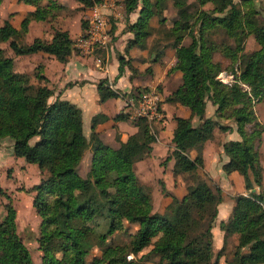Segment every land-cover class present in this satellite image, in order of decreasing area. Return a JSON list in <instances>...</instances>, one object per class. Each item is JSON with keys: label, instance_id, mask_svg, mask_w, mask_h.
I'll use <instances>...</instances> for the list:
<instances>
[{"label": "trees", "instance_id": "obj_1", "mask_svg": "<svg viewBox=\"0 0 264 264\" xmlns=\"http://www.w3.org/2000/svg\"><path fill=\"white\" fill-rule=\"evenodd\" d=\"M19 1L37 5L40 0ZM78 1L83 9H88L101 0ZM169 1L142 0L138 18L126 26L134 34L129 45L142 43L151 33L149 21L153 15L165 20L163 11ZM171 1L176 15L166 35L177 48L174 68L181 71L182 83L166 99L188 106L200 122L193 125L191 116L175 117L174 147L168 158H174L175 173H196L203 158L200 152L190 157V149L200 150L213 135L215 126L226 128L220 118L235 121L240 139L223 143L229 157L223 169L242 174L246 193L235 197L229 218L220 226L225 236L240 232L228 264H258L264 261V192L254 187L261 186L263 181L258 147L264 125L257 118L252 97L259 99L264 93V20L258 17L252 0H198L200 5L211 2L209 9L188 0ZM123 2L129 13L138 7L139 0ZM54 7V0H48L45 7L37 6L23 18L20 28L9 20L0 25V44L8 41L11 49L6 53L0 45V142L7 141L13 155L47 171L30 187L35 191L32 205L41 217L37 238L42 251L39 264H133L126 259V253H137L153 237L156 239L150 252L157 254L160 262L217 264L223 251L219 250L213 258L211 229L222 198L221 188L196 178L195 184H189L187 192L178 197L160 179L161 190L170 201L163 212L153 211L151 190L139 181L133 168V160L143 151H150L155 140L144 118L134 120L142 137L130 134L117 148L104 143L93 145L88 175L84 177L77 171L96 132L92 131L87 138L80 108L59 96L49 100L52 88L45 84L33 87L30 76L15 69L13 55L44 51L60 61L67 59L74 48L73 40L61 28H54L50 40L35 37L29 43L21 41L29 21L44 19ZM110 23L112 32L114 24ZM86 25L84 19L83 29ZM216 28L224 30L234 44L209 38L208 32ZM248 33L254 35L259 46L245 52L243 40ZM186 35L190 41L183 44ZM216 51L230 59L231 66L226 69L234 74L230 83L217 78L223 67L213 58ZM123 60L119 58L118 74L123 70ZM234 63L238 64V73ZM36 77L45 78L40 73ZM98 88L101 100L117 95L104 80ZM208 99L216 106L213 116H205ZM127 116L128 113L121 112L114 118ZM97 121L98 116L93 118L92 128ZM33 138L36 139L32 141ZM4 205L6 215L0 220V264H36L17 232L15 208L10 201ZM124 221L136 223L137 230L127 245L112 244L108 235L123 228ZM94 246L101 253L88 262L86 255ZM243 246H249L247 252L241 250Z\"/></svg>", "mask_w": 264, "mask_h": 264}, {"label": "crops", "instance_id": "obj_2", "mask_svg": "<svg viewBox=\"0 0 264 264\" xmlns=\"http://www.w3.org/2000/svg\"><path fill=\"white\" fill-rule=\"evenodd\" d=\"M115 1L117 7L113 17L115 19L113 21L114 27H112L111 32L112 38L107 46L96 47L95 51L87 56L81 55L73 48L65 61H60L53 54L44 51L19 55L13 54L15 69L31 75L30 73L36 68L37 73L42 74L45 78H37L36 73L31 77H34L32 82L45 84L52 88L53 94L49 100L59 96V98L69 100L80 108L84 134L88 138L92 131L96 132L91 145L84 150L81 163L84 160L86 161L85 156H88L91 161L93 145L103 143L97 140L98 136L102 138L105 142L104 144L111 147V143H113L111 140L113 139L115 142V137L117 136L123 141L130 134L142 137L141 128L131 118V107L126 106L124 99L137 92V88L156 87L163 96L160 109L161 117L151 122L147 121L150 132L155 135V140L151 142L150 153H143L137 158L133 162V168L136 174H139L137 171H140L141 176L148 178L153 175V165L157 163L160 165L161 172L154 173L153 177H156V181L161 179L169 191H172L174 187L176 189L179 187L176 190V196L181 197L186 193V191L183 194L181 193L182 189L186 187V182L183 178L185 172L175 173L173 170L174 158H168L174 147L172 135L176 126L175 117L191 116L193 125H197L200 119L196 115H192L190 108L185 104L166 99L182 83V73L174 68L177 61V48L170 44L171 39H163L160 42L167 41V44L158 49L159 41L157 39L159 34H156L153 28L159 27L164 23L166 29H169L172 24L166 23L167 18L161 21L159 20V15H153L149 21L151 33L142 43L137 42L129 45L128 42L133 38L134 34L132 31L127 30L126 26L138 18L142 0H139L138 7L129 13L125 10L123 0ZM188 1L193 2L192 0ZM54 2L56 7L44 19H31L29 21L27 31L21 37L23 43H29L35 37L50 40L54 28L66 30L72 40L83 31L82 22L86 17H84L82 11H87L88 16V10L83 9L78 0H54ZM47 5L48 0H40L37 5L19 0H0V25L5 20H9L14 27L20 28L23 18L29 12L36 9L37 6L45 7ZM196 5L205 9L212 7L211 2L200 5L198 0ZM169 6H172L175 10L174 16L176 15V9L170 0L168 7L163 11L164 17L167 16L166 11ZM189 41L190 37L186 35L182 43L187 44ZM119 58L124 59L123 70L120 74H118ZM219 60L223 70H226L224 64L227 65L230 59L222 55ZM18 62H21L19 67ZM102 80H104L105 85H108L110 89L117 93L116 96L101 100L98 84ZM215 108L216 106L211 100H206L205 116H213ZM121 112L128 113V116L115 119L114 116ZM255 112L258 120L264 125V106H255ZM97 116L98 121L92 128L93 118ZM219 122L225 125L226 128L215 126L213 135L204 141L200 150L192 148L189 151L190 157H195L200 152L203 158V165L197 169V173L210 186L216 184L221 188L222 198L218 203L217 214L211 229L213 234V258L223 246L224 248H226L225 246L231 248L239 241L240 232L225 236V231L221 228L220 223L229 218L235 204V197L238 194L246 193L242 174L237 170L227 173L223 169V164L229 158L223 150V143L227 140L240 139L236 123L232 119L223 118H220ZM258 152L263 166V181L261 186L256 185L254 189L264 192V130L261 133ZM151 159L155 160V162H151ZM141 176L137 177L141 178ZM161 201L162 208L156 209L158 212L164 210V207L170 201V197L162 196ZM248 249L249 246L242 247L243 252H247ZM224 251L227 252V249ZM227 260L229 259L223 252L218 257L217 264H228ZM258 264H264V261Z\"/></svg>", "mask_w": 264, "mask_h": 264}, {"label": "rangeland", "instance_id": "obj_3", "mask_svg": "<svg viewBox=\"0 0 264 264\" xmlns=\"http://www.w3.org/2000/svg\"><path fill=\"white\" fill-rule=\"evenodd\" d=\"M192 1L193 3L197 4V0H192ZM252 1H253L254 8L257 9L258 17L264 20V0H252ZM84 11L85 10H83L82 13L84 14V17L87 18V11L86 12ZM174 12L175 10L172 8V6H169L168 10L166 11L167 13V16L165 17L167 18L166 23L172 24V20L175 17ZM109 19L112 22L115 20L113 19L112 16H109ZM153 29L156 31V34L157 33L159 34L158 35L159 37L157 39L159 41L157 48L159 49L164 44H167V41L162 42V43L160 41L168 38L166 35V31L168 29H166V27L164 26V23H162V25H160L159 27H155ZM208 36L209 38H211L212 40L216 42H223V43L231 44V45L234 44L233 39L230 36H228L224 30L220 28L210 30L208 32ZM0 45L5 49L6 53L11 52V49L8 46V41L2 42ZM258 46L259 45L257 41L255 40L254 35L252 33H248L244 37L243 47H244L245 52L253 51L254 49L258 48ZM220 56H222V54L216 51V53L213 55V58L214 60L220 61L219 60ZM21 62L17 63L18 67L20 66ZM224 65H225V68L228 70L231 66V63L229 62L227 65L226 64ZM233 65L238 67L237 63L236 64L234 63ZM36 73L37 71L35 68V70H33L30 73L31 75H29L30 76L29 82L30 84L33 85V87L38 85L32 82V79L34 77L31 78ZM109 97H113V96H109ZM124 101L126 102L125 99ZM252 106L254 107L264 106V93L260 96L259 99L256 97H252ZM128 107H131V106H128ZM223 119H229V118H223ZM248 126H250V124H248ZM35 139L36 138H33L32 141ZM97 140L105 143L102 140V138H100L99 136L97 137ZM111 141H113V143H111L112 148H117L120 145L121 141L123 140H120L117 136L115 137V142L113 139ZM89 145H91V142L87 145V147ZM7 146H8L7 141L0 142V220H2L3 217L6 215V209H5L4 204L10 201L12 203V206L15 208V212H16L15 222H16L17 232L21 236L23 242L28 247L33 261L36 264H39L41 262L42 251L39 248L37 238L40 232L39 227L41 223V217L38 214V212L35 210L34 206L32 205V199L35 194V191L32 190L30 187L34 185L35 183H38L40 178L47 174V171L46 169L41 168L34 163L25 161L23 157H15L8 150ZM143 153L149 154L150 152L145 150L143 151ZM85 158H86V161L84 160L83 163H81V160H80L77 165L78 172L84 177L88 175V172L91 167L90 158L88 159V156H85ZM154 158L156 159V157ZM135 160L136 159H134L133 161ZM85 162H86V165H85ZM151 162H155V160L151 159ZM80 163L81 165H79ZM153 166H154L153 175L154 173L161 172L160 165L156 163ZM137 173H139V174H136L137 176H141L140 171H137ZM184 174L185 175L183 178L186 182V185H185L186 187L182 189L181 191L182 194L185 193V191L187 192V188L189 184H192V183L195 184L196 178L204 179L197 173V171L196 173L187 172ZM153 175H151L148 178H145L143 175L141 176V178L139 177L137 178L139 179L141 183L145 184L151 190L153 211H157L156 209L162 208L161 207L162 196H167V195H165L164 192H162L161 190L162 184L159 182V180L156 181V177H153ZM215 186L216 184L212 185V187H215ZM177 189H179V187H177ZM177 189L174 187V189H172V191L170 192L176 195ZM154 204H156V206H154ZM137 228H138V225L136 223L124 221L123 228L115 230L113 233L109 234L107 238L108 240H110V242H112V244L127 245L131 237L137 230ZM155 239L156 237H153L152 240L149 242V244L145 246L143 249H141L140 251H138L137 253L127 252L126 259L131 260L133 264H165L164 262H160L157 254H153L150 252L152 247L154 246ZM235 246L236 245H234L231 248L229 246H225L226 248H224L223 246V248L220 249V251L225 252L227 259L232 261V258H233L232 254H233V251L235 250ZM225 249H227V252L224 251ZM100 253H101L100 248L97 246H94L91 249V251L86 255V260L89 262L94 256H99ZM212 253L214 252L212 251Z\"/></svg>", "mask_w": 264, "mask_h": 264}, {"label": "built area", "instance_id": "obj_4", "mask_svg": "<svg viewBox=\"0 0 264 264\" xmlns=\"http://www.w3.org/2000/svg\"><path fill=\"white\" fill-rule=\"evenodd\" d=\"M117 4L115 0H101L90 6L87 16V25L83 31L73 39V47L83 56L92 54L96 47H105L109 44L111 23L109 16L114 17ZM236 71L238 69L236 66ZM217 78L225 83L234 80V74L227 70L218 73ZM245 85V84H243ZM126 106H131L130 116L134 120L144 118L151 122L161 117L162 93L156 87H147L125 98Z\"/></svg>", "mask_w": 264, "mask_h": 264}]
</instances>
